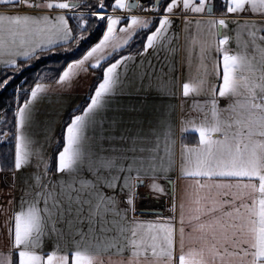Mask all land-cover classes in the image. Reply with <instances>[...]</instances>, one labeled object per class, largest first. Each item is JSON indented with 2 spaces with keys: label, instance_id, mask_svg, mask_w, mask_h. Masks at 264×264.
<instances>
[{
  "label": "snow or ice",
  "instance_id": "1",
  "mask_svg": "<svg viewBox=\"0 0 264 264\" xmlns=\"http://www.w3.org/2000/svg\"><path fill=\"white\" fill-rule=\"evenodd\" d=\"M0 264H264V0H0Z\"/></svg>",
  "mask_w": 264,
  "mask_h": 264
},
{
  "label": "crops",
  "instance_id": "2",
  "mask_svg": "<svg viewBox=\"0 0 264 264\" xmlns=\"http://www.w3.org/2000/svg\"><path fill=\"white\" fill-rule=\"evenodd\" d=\"M139 87V82L136 81L134 83L130 82L125 89V95L122 98V101L125 105L129 106H135L137 108H140L141 105L146 104L147 108L145 109L146 114L151 111V108L153 105H158L160 101L158 99H154L152 96H149L147 101L144 99L143 93H137L136 88ZM56 98H53V102H55ZM80 100V96L78 93H72L70 95H67L62 98V101L60 104L57 105V107L61 108H67L69 105L74 104ZM170 103H175V101H170ZM143 188H141L139 191L141 193H144L145 191H142ZM164 205H166L167 201H163Z\"/></svg>",
  "mask_w": 264,
  "mask_h": 264
},
{
  "label": "rangeland",
  "instance_id": "3",
  "mask_svg": "<svg viewBox=\"0 0 264 264\" xmlns=\"http://www.w3.org/2000/svg\"><path fill=\"white\" fill-rule=\"evenodd\" d=\"M142 191H145V192H144V195H143V200H144L145 202H149V201L155 199L154 197L148 196L147 193H146V190H145V189H143ZM166 204H167V203H166Z\"/></svg>",
  "mask_w": 264,
  "mask_h": 264
},
{
  "label": "trees",
  "instance_id": "4",
  "mask_svg": "<svg viewBox=\"0 0 264 264\" xmlns=\"http://www.w3.org/2000/svg\"><path fill=\"white\" fill-rule=\"evenodd\" d=\"M8 92L10 93L11 92V89H9ZM4 95H5V99H6L7 96H8V93H5Z\"/></svg>",
  "mask_w": 264,
  "mask_h": 264
},
{
  "label": "water",
  "instance_id": "5",
  "mask_svg": "<svg viewBox=\"0 0 264 264\" xmlns=\"http://www.w3.org/2000/svg\"><path fill=\"white\" fill-rule=\"evenodd\" d=\"M164 201H166V200H164Z\"/></svg>",
  "mask_w": 264,
  "mask_h": 264
}]
</instances>
